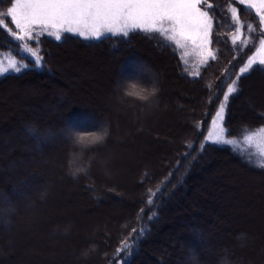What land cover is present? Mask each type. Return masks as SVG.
<instances>
[{"label": "trees", "instance_id": "trees-1", "mask_svg": "<svg viewBox=\"0 0 264 264\" xmlns=\"http://www.w3.org/2000/svg\"><path fill=\"white\" fill-rule=\"evenodd\" d=\"M13 1L0 0V13H6ZM209 2L215 11L210 35L215 58L195 76L172 42L162 44L163 37L139 31L128 37L108 35L101 40L84 39L72 33L62 34L59 41L47 34L40 35L29 42L42 57V66L36 67L10 34L16 29L12 18L5 19L0 26V53L12 51L19 60L27 61L28 66L19 73L0 75V89L17 78L53 77V82H58L63 91L44 101L43 106L34 102L18 108L17 115L6 114L0 119L1 123H15L16 129L11 134V127L4 139H0V195L3 196L0 199V264H49L51 259L61 264H136L138 260L140 264L147 260L149 264H192L199 257L202 261L198 264H264V227L255 225L246 214L241 218L223 219L220 209L212 207L211 200L207 199L204 206L198 195L202 179L196 176H200V166L208 155L218 159L219 154H226L247 169L264 174V169L234 153L229 146L205 143L209 125L224 99L220 93L227 92V86L237 77L238 91L229 97L225 109L226 134L235 137L264 126V109L248 111L241 118L237 116L236 100L243 95L246 80L255 75L264 78V71L260 70L264 66L258 64L240 74L255 43H233L238 23L232 18L229 0ZM217 4L222 7H216ZM238 6L239 18L257 26L259 17L255 11H241L246 6ZM208 11L212 15L213 9ZM253 34L259 36L260 32ZM69 44L95 49L92 53L101 52L97 54L106 58L110 56L117 68L124 61L125 64L136 61L132 65L133 75L128 79L114 68V72L110 70L106 74L100 70L108 80L105 87L111 81L114 88L107 107L68 104L69 98H64L69 94L75 99L89 89L87 77L76 75L71 81L68 79V84L54 77V63L59 60L57 52ZM89 90L91 93L88 98L84 95L85 99L93 100L95 90ZM129 92H139L146 99ZM179 94L191 97L189 107L180 111L185 123L158 130L157 120L172 114L167 106H172L171 98L181 101ZM76 120L84 126L75 128L74 132L68 124ZM98 122L107 125L104 134L92 125ZM115 123L116 135L113 134ZM139 128H143L142 132ZM78 132L90 135L81 136ZM125 133L141 142L144 137L152 141L151 135L157 136L162 142L156 149L158 163L147 168L139 162L130 180L121 183L115 180L117 183L112 186L102 173V161L108 148L122 153L127 141ZM58 134L61 136L56 138ZM96 136H102L103 143L92 144ZM52 159L54 167L51 168ZM212 184H216L214 189L219 199L231 198L233 193L229 192L227 181L212 179ZM65 185L78 191L74 195L84 201L83 215L91 218L88 222L80 224L73 216L53 221L52 212L61 203L63 193H67ZM183 189L193 201L184 200ZM124 194H128V199L122 198ZM105 198L108 203H103ZM149 199L153 201L151 204ZM175 199L179 206L174 205ZM112 209H115L112 215L104 216ZM173 212H178L175 217H180L173 228L159 225L164 218L172 219ZM101 215L105 217L102 220ZM179 226L183 231L176 230ZM142 229L143 233L138 235ZM222 229L226 235L220 233ZM31 231V236L26 238L31 237L33 247L30 244L21 250L20 242ZM165 231L167 236L161 241ZM124 242L131 249L118 252ZM150 250L157 257H149ZM48 252L56 257H49Z\"/></svg>", "mask_w": 264, "mask_h": 264}, {"label": "rangeland", "instance_id": "rangeland-1", "mask_svg": "<svg viewBox=\"0 0 264 264\" xmlns=\"http://www.w3.org/2000/svg\"><path fill=\"white\" fill-rule=\"evenodd\" d=\"M255 2L259 5L260 0H255ZM229 5L232 6V8L236 7L238 12L239 10L238 4H233L231 0H229ZM200 7L203 10L205 8V5H203L202 3ZM252 10L255 11L258 17H260L261 14H264V9L260 11H257V9H252ZM239 20L240 23H238L237 28H241V25H243V27L241 28L240 32L236 31L234 35V39L239 40L236 42L242 43V45L251 42L255 43L254 50L247 58L245 65L248 63L250 59L255 61L264 59V43H261V41H264V35L259 34V36H256L255 34H253L255 32L248 31L247 29L248 25H252L253 27H255L250 20H244L242 18L241 19L239 18ZM261 27H264V25H262ZM12 32H17V34H23L17 28L15 30H12ZM64 33H61V35ZM43 34H47V33L40 31L39 28H36V30L32 32V39L40 35L43 36ZM190 34L195 39V43H193L192 40L184 41L186 45L185 48H179L173 42L172 44L176 47L177 51L180 52V54L183 56L184 62L185 60L187 61L186 66L188 70H190L191 74L195 76L199 74L202 67L207 63H209V61L212 59V57H208L207 55L208 51H212L213 53L214 51L211 48V42L209 44L204 43L202 35H198L195 31L191 32ZM257 37H259V39H257ZM32 39H28L26 37L24 41H19L22 53H24L22 49L26 45L28 47H31L33 51L38 52L37 49L33 48L29 44V42ZM210 41H211V36H210ZM93 50L95 49L85 48V47L82 48L81 46L75 47L72 46V44H69L64 46L63 49H59L57 52L59 62L56 60L57 64L54 63V67L56 69V75L54 77H56V79H58L59 81H65L66 84H68L67 83L68 79L71 81L73 78H75L76 75L78 76V78L87 77L88 84L86 85V88L88 87L91 90L92 89L95 90V98L93 100L85 99L86 97L88 98V94L91 93V91L88 88H87L88 90H85L84 93L82 92L80 96H76L77 98L75 99L70 97L68 94L66 97H64V98H69L68 104L70 103L71 104L75 103V105L83 104L93 108H100L102 106L107 107V105H109L110 102L112 101L109 94H111V91H114V88L113 85L111 86L112 83L110 84L111 81L105 87L108 80L105 76L102 75L100 70L103 69L104 74H106V72L109 73L110 70L113 71L114 68L115 71L120 70L121 74L124 75L125 78L127 79L133 75L132 70L134 67H132V65L136 64L135 63L136 61L131 60L130 63L128 64H125L124 61L122 63H119V67L117 68V66L113 62V58H111L110 56L106 58L104 55L97 54L101 52L92 53ZM186 52H187V56H185ZM205 58H207V62L203 64L200 63V61L204 60ZM8 59H15L18 65L19 64L28 65L27 61L19 60L18 56H15L12 51H4L0 53V61H2L5 66L7 64ZM147 71L149 72L150 69L149 68L146 69L145 72L146 74H148ZM9 72H14V71H9ZM52 78L53 77H50L47 80L39 79V78H27V77L17 78L16 81L4 85L0 89V119H2L3 116H5L6 114L10 115L16 113L15 115H17L18 108L20 107L23 108V106L25 105H32V103L35 102L43 106L44 101L52 99V97L53 96L55 97L56 94L59 96V92L63 91V89L61 88V86H58L57 84L58 82H53ZM81 95L82 96L85 95L86 97L84 96L83 98ZM179 97L180 99L182 98L181 101L179 99L175 100L174 98H171L172 106L171 107L167 106V107H168V111H171L172 114L169 115L168 117L165 116L166 118L163 117L162 119L157 120V123L159 125L158 130L162 131L164 129H169L168 127L167 128L165 127L166 126L172 127L175 123L176 124L185 123L186 119L183 117L181 112L182 110L184 111V109L189 107L188 105L191 97H189L188 95H181V94H179ZM236 103L239 106L238 108L239 110L237 111L238 114L237 116L239 118L244 117L245 113H247L248 111L258 112V109H264V78L260 77L259 75H255L253 77L248 78L244 85L243 95L238 100H236ZM3 104H5L4 108L1 107ZM5 107H7L6 111L4 110ZM15 109H17L16 112ZM224 116H225V112H224ZM215 118L216 116L214 117V119ZM213 120L209 125L208 135L209 133H214L216 131L213 125ZM3 122L1 123L0 121V139H4V137L6 136L5 132H9L10 130L13 129L10 132L12 134L16 130L13 127L15 123L9 125L10 122L9 123H3ZM86 122L89 125H91L89 121ZM6 124L9 125L10 127H8ZM92 125L96 126L95 128L97 129H101V133L103 134L105 133L104 132L106 131L105 127L107 125L105 126L104 123L98 122ZM82 126H84V123H80V120L72 121L70 124H68V127H70V129H74L73 130L74 132H76L75 128H79ZM113 126H114L113 134L116 135L117 132L116 123ZM222 126L225 129V139L236 141V143L231 145L223 144V143H217V144L229 146V148L234 153L241 155L248 161L249 158H251V160L253 161L251 163L255 164L254 162L259 160V157L256 155V153L260 150H264V137H257L252 142L251 146H249V144L247 143L244 137L246 134H250L262 126L254 129L246 130L241 135L235 137H229L226 134L224 120ZM142 130L143 128H139L138 131L142 132ZM144 130L146 129L144 128ZM78 133H80L81 136L90 135V134L87 135L83 132H78ZM125 135L127 137L128 142L126 141L125 143L126 146L125 149L122 150V153H120L119 151L114 152L108 148V151H106L105 157L102 161V164L104 165V169H102V173L104 177H106L109 180L112 186H114V184L117 183L115 180H120L119 181L120 183L124 182V180L126 179L130 180L131 173L138 166L139 162L140 164H143L147 168L149 167L151 168V166L154 165V163L156 162L158 163L157 154L159 151H157L156 149L158 145L159 146L162 145V142L158 140L157 136L153 134L151 135V137L153 138L152 140L153 142L149 138L145 139V137H144V141L141 142V140L138 141L136 139H133L131 135L128 133L127 134L125 133ZM60 136L61 135L58 134L56 138ZM62 137H64L63 133H62ZM219 155L220 156L218 159H216L217 157L208 155L204 159L203 164L200 166V176L199 175L196 176L202 179V181H200L201 183L199 182L202 189L199 190L200 194H198L200 200L203 202L202 204L205 206V203H207V199H209L212 201V207L216 209H220V216L223 219L225 217L226 219H230V217L241 218L243 215L246 214L251 219V221L255 223V225H260L264 227V174L256 173L254 171L247 169L246 167L242 166L232 158L230 157L228 158V155L226 154H219ZM138 156L141 157L137 159ZM50 165L51 168L54 167L53 159L50 161ZM208 166L210 167V169ZM206 167H208V170ZM212 179H220V181L221 180L227 181L228 187L229 189H231L229 190V192L233 193L230 199L225 197L222 198V196L220 197V199L219 197H217L214 189L216 184H212ZM236 180L237 182L235 183L234 181ZM65 187H66L65 192L67 193H63L62 198L59 200L61 203L56 205L52 212L53 221L64 218H70L73 216L75 219H77L78 222H80V224L85 223L86 221L88 222L91 218H87L86 215H83L86 211L81 205L84 204V201L80 200V198H78L77 195H74L76 192L78 194V191L66 185ZM55 189L56 186L53 187V190ZM193 190L196 191L195 188H192V191ZM189 195L190 194H186L184 190V194H182V196L185 201L190 200ZM121 196L124 199H128L127 197L128 194H124ZM235 198H237V201L234 200ZM190 201H193V198H191ZM103 203H108V199L105 198L103 200ZM174 205L179 206V203L176 199L174 200ZM196 206H198V204ZM114 211L115 209H112L111 212H109V214L106 213V215L104 216L108 217V215H112ZM176 214H178V212H173L171 214L172 219L166 220L164 218V220H162L159 225L168 226L169 229L173 228V226L176 223L175 220L178 218H179L178 220H180V217L178 215L175 217ZM104 216L101 215L99 217L102 220L105 218ZM180 228L181 227L179 226V228L177 227L176 230L180 231L181 230ZM220 233H222L223 235L227 234V232H225L224 229H222ZM31 234L32 231L29 234H26L23 241L20 242L21 243L20 246L22 247L21 250H24L27 246L31 244L30 243L31 237L29 239L26 238L31 236ZM166 236L167 233L165 231V233L161 235L160 238L161 241L164 240ZM30 247L32 248L33 244H31ZM28 250H30V248ZM48 256L51 258L56 257L54 254L50 252H48ZM149 257H151L152 259L157 257L155 251L150 250ZM201 261L202 260L199 257L198 263ZM49 264H61V262L60 261L56 262V260L51 259ZM136 264H140V261L138 260ZM142 264H149V262L147 260Z\"/></svg>", "mask_w": 264, "mask_h": 264}, {"label": "snow or ice", "instance_id": "snow-or-ice-1", "mask_svg": "<svg viewBox=\"0 0 264 264\" xmlns=\"http://www.w3.org/2000/svg\"><path fill=\"white\" fill-rule=\"evenodd\" d=\"M231 2L245 5L246 7L241 8V11L250 9L260 11L264 9V0H260L259 5L255 0H231ZM202 3L205 5L203 10L200 7ZM216 7L222 6L217 4ZM209 9H213L212 15L209 14ZM214 15V5L209 0H14L12 7L8 8L6 13H0V17H3L0 18V26L4 25L7 17H11V22L23 33L10 32L16 41H24L26 37L32 39V32L36 28L53 36L57 41L62 39L61 33L64 32L78 35L84 39L101 40L105 35L128 37L130 33L139 31L163 37L162 44L165 41L173 42L177 47L185 48L184 41L192 40L195 43V39L190 34L193 31L198 35H202L205 44L211 42L212 16ZM231 15L236 23H240L236 7L231 9ZM262 25H264V14L260 15L257 26L248 25L247 29L249 32L259 31L261 35H264ZM242 27L243 25H241ZM241 28H237L236 31L240 32ZM235 42L234 39L233 43ZM261 43H264V41H261ZM22 51L28 55L29 59H32L34 66H42V57L38 52L33 51L27 45ZM207 55L213 59L215 58L212 51H208ZM185 56H187V52ZM206 62L207 58L200 61L202 64ZM185 63H187L186 60ZM254 64L264 66V59L259 61L250 59L240 69V74L243 75L249 72ZM27 66V64L18 65L15 59H8L6 66L0 61V75H4L9 71L19 73ZM260 70L264 71V67H261ZM238 80L239 77L227 86V92L220 93L223 95L224 101L220 103L215 114L216 118L213 120L216 131L209 133L205 143L229 145L236 143V141L225 139V129L222 123L229 97L238 91ZM128 94L146 99L139 92H129ZM257 137H264V126L250 134H246L244 138L251 146ZM91 143L94 145L101 144L103 143V137L96 136ZM201 147L203 148V145ZM256 155L259 160L254 162L255 166L264 169V150L258 151ZM249 162H253L251 158H249ZM149 191L151 192V190ZM0 199H3L2 195H0ZM152 202L149 199L148 203L151 204ZM142 233L143 229L138 235ZM130 249L131 245L124 242L122 248L117 251ZM192 264H198V260H194ZM222 264H227V262H222Z\"/></svg>", "mask_w": 264, "mask_h": 264}]
</instances>
